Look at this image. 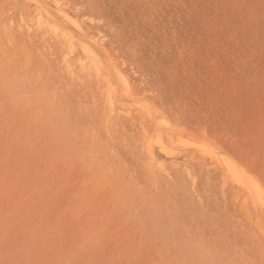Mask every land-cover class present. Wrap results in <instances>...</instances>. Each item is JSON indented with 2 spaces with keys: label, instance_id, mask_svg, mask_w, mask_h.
<instances>
[{
  "label": "rangeland",
  "instance_id": "1",
  "mask_svg": "<svg viewBox=\"0 0 264 264\" xmlns=\"http://www.w3.org/2000/svg\"><path fill=\"white\" fill-rule=\"evenodd\" d=\"M45 1L0 0V264H264V0Z\"/></svg>",
  "mask_w": 264,
  "mask_h": 264
},
{
  "label": "bare ground",
  "instance_id": "2",
  "mask_svg": "<svg viewBox=\"0 0 264 264\" xmlns=\"http://www.w3.org/2000/svg\"><path fill=\"white\" fill-rule=\"evenodd\" d=\"M26 1V0H25ZM28 1H30V2H33V4L35 3V5L37 6V9H38V7H40V8H42V9H44L46 12H47V14L48 13H54L55 15H59L60 17L62 16V17H64L65 19H67V20H72V18L70 17V15L69 14H67V13H63L61 10L59 11H57V10H55V9H53V8H50L48 5H47V2L45 1V0H28ZM48 1V0H47ZM52 1H54V0H52ZM30 4V3H29ZM62 4V3H61ZM57 5V4H56ZM55 5V6H56ZM58 5H60V3L58 4ZM34 7V6H33ZM37 12V11H36ZM45 13V12H44ZM72 13V12H71ZM53 14V15H54ZM52 15V16H53ZM60 17H59V19H60ZM53 18V17H52ZM42 19H44V18H42ZM58 20V19H57ZM63 20V19H62ZM66 20V21H67ZM45 21V20H44ZM48 21V20H47ZM55 21V20H54ZM53 22V21H52ZM60 22H61V20H60ZM59 22V23H60ZM53 24V23H52ZM63 24V23H62ZM66 25V24H65ZM73 26V25H72ZM52 27V26H51ZM68 27V26H67ZM77 27H79V29L81 30V32L83 31L82 30V28L79 26V25H77ZM65 30V29H64ZM68 31V30H67ZM66 31V32H67ZM87 31V30H86ZM72 32V31H71ZM63 34V33H62ZM75 34V33H74ZM68 35V34H67ZM92 35V34H91ZM70 36V35H69ZM64 38H65V36H64ZM68 39V38H67ZM77 39V38H76ZM80 39V38H79ZM70 40V39H69ZM94 40H95V38H94ZM75 41V40H74ZM89 42V41H88ZM88 42H86V43H88ZM93 42V41H92ZM76 43V42H75ZM81 43V42H80ZM83 43V42H82ZM90 44V43H89ZM92 46V45H91ZM97 49V48H96ZM70 50L72 51L73 50V46L71 45V47H70ZM100 50V49H99ZM99 50H97V52H99ZM83 51V50H82ZM86 51L88 52V54L90 53V54H95V52L96 51H94L91 47H89L88 46V48L86 49ZM103 52V51H102ZM84 53H85V51H84ZM86 54V53H85ZM87 54V55H88ZM98 54V53H97ZM100 55V54H99ZM106 55V54H105ZM88 56H90V55H88ZM92 58V57H91ZM99 58V56L97 57V59ZM101 58V57H100ZM84 60V59H83ZM86 60V59H85ZM101 60V59H100ZM103 60V59H102ZM97 61V60H96ZM111 62V61H110ZM93 63H95V62H93ZM103 63H104V61H103ZM90 64V63H89ZM98 64V63H97ZM106 65H107V63H105ZM113 65H115V64H113ZM105 66V65H104ZM111 66V65H110ZM116 66V65H115ZM90 67H92V65H90ZM107 67H108V65H107ZM101 68V67H100ZM111 69V68H110ZM102 70V69H101ZM103 71V70H102ZM109 73V72H108ZM107 75V74H106ZM111 75V74H110ZM116 75V74H115ZM126 76V75H125ZM115 79V78H114ZM122 80L124 81V83H127L124 79H123V77H122ZM120 81V80H119ZM112 82H114V81H112ZM118 82V81H117ZM118 84V83H117ZM120 86V85H119ZM122 88V87H121ZM110 90V89H109ZM129 90V89H128ZM111 97H112V94L110 95ZM128 97V96H127ZM131 97V96H130ZM110 100V99H109ZM114 100V99H113ZM136 100V99H135ZM138 100H139V98H138ZM137 101V100H136ZM140 103V102H139ZM132 104H133V102H132ZM135 104V103H134ZM108 105V104H107ZM137 106V105H136ZM145 106L147 107L148 105H144V107H141L142 109L144 108V109H146L145 108ZM148 108V107H147ZM149 109L151 110V107H149ZM153 111L151 110V113H152ZM154 112H156V111H154ZM153 112V113H154ZM146 113H147V109H146ZM148 115L150 114L149 112L147 113ZM147 115V116H148ZM157 115V114H156ZM155 115V116H156ZM150 116V115H149ZM153 117V116H152ZM148 118H150V117H148ZM161 118V117H160ZM159 118V119H160ZM153 119H154V117H153ZM156 119V118H155ZM157 119H158V117H157ZM163 119V118H162ZM160 121L162 122V120L160 119ZM165 121V120H164ZM152 122V121H151ZM153 123H155V122H153ZM167 124V123H166ZM153 125H155V124H153ZM168 125V127H170V125L169 124H167ZM157 128V127H156ZM155 129V128H154ZM169 129V128H168ZM165 130V129H164ZM170 130H173L171 127H170ZM170 132V131H169ZM168 132V133H169ZM164 134V133H163ZM172 135V134H171ZM157 139V138H156ZM159 140H158V144L160 145V147H161V149L163 150V151H166L167 153L169 152V153H171V154H173V152H170V150L167 148V145H165V143L163 142V140L159 137L158 138ZM170 139V138H169ZM173 140V139H172ZM167 141H169V140H167ZM192 142V141H191ZM195 142H198V141H195ZM190 143V142H189ZM203 143V142H202ZM173 144V143H172ZM172 144L170 145V146H172ZM197 144V143H196ZM158 145V146H159ZM202 145V144H201ZM211 145V144H210ZM150 146V145H149ZM204 147V146H203ZM156 148V147H155ZM208 148H210V146L209 147H207V149ZM159 149V148H158ZM211 149V148H210ZM210 149H208V150H206V152L208 151V153H210L211 152V150ZM160 150V149H159ZM161 150V151H162ZM203 150V149H202ZM210 151V152H209ZM211 154V153H210ZM214 155V154H213ZM209 156V155H208ZM212 156V155H211ZM218 156V155H217ZM213 157H215V156H212V158ZM219 158V157H218ZM220 159H222L221 157H220ZM232 159V158H231ZM231 162H232V160H230ZM234 161V160H233ZM236 162V161H235ZM233 163V162H232ZM237 163V162H236ZM235 163V168L233 169V167L232 166H230V164L228 163V168H229V170L230 171H228V172H232V174H233V176H235V178L242 184V185H244L248 190H249V192H250V194H251V196L253 197V199H252V201H254L258 206H261L262 208H264V192H263V188H262V186H261V184L259 183V181L255 178V177H253L251 174H249L248 172H246L245 170H243L241 167H239L237 164ZM220 164H221V162H220ZM225 164H227V163H225ZM239 165H240V163H238ZM226 165H225V167H227ZM237 171V172H236ZM241 180H243V181H241ZM233 181V180H232ZM237 184V183H236ZM244 189V188H243ZM246 190V189H245ZM255 190V191H254ZM246 196V195H245ZM248 197V200H249V196H247ZM245 201V200H244ZM248 202V201H247ZM249 205H251V204H249ZM253 207V206H252ZM243 208H244V206H243ZM245 209V208H244ZM255 210V209H254ZM257 210V209H256ZM262 211V210H261ZM264 211V210H263ZM258 213V211L256 212V214ZM263 215V214H262ZM258 217H259V215H258ZM261 217V216H260ZM259 219V218H258ZM259 222H260V220H259ZM258 223V222H257ZM263 225V224H262ZM264 226V225H263ZM261 229H263V228H261ZM263 233H264V231H263Z\"/></svg>",
  "mask_w": 264,
  "mask_h": 264
}]
</instances>
